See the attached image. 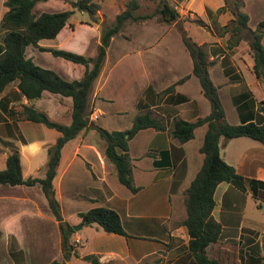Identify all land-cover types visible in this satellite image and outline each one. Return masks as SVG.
Instances as JSON below:
<instances>
[{"label":"crops","instance_id":"0c3cea01","mask_svg":"<svg viewBox=\"0 0 264 264\" xmlns=\"http://www.w3.org/2000/svg\"><path fill=\"white\" fill-rule=\"evenodd\" d=\"M4 1L0 0V20L7 9ZM58 1L37 2L34 12H47L45 7ZM239 2V10L248 16V27L255 29L264 19V0ZM226 3L181 0L177 10L189 16L179 27L175 26L179 20L167 24L153 14H143L149 16L126 21L122 30L111 37L88 96L89 115L96 114L97 118L89 119L85 128L65 142L52 184L64 221L81 225L79 213L108 207L119 214L127 235L107 233L95 224L81 225L71 236L79 256H71L67 264H91L82 259L87 254L96 255L100 264H197L182 224L186 217L183 193L202 164L200 146L207 125L197 126L192 138L182 143L170 134L169 127L174 117L188 121L205 117L210 113V104L192 73V58L180 32L187 33V28L196 26L210 35L211 39L194 41L207 53L208 74L217 87L227 122H240L234 103L237 95L249 91L256 102L264 98V86L252 70L248 41L243 37L231 49L226 48L230 34L223 33L220 26L233 18V10H223L217 19L214 15ZM194 19L209 28L196 25ZM69 22L54 39H48L51 44L41 40L38 45L82 54L64 39L85 28L95 35L98 49L97 28L84 22L71 28ZM261 43L264 49V35ZM28 47L33 52L39 50ZM27 48L26 55L38 64ZM61 59L51 61V69L61 78L82 77L84 65ZM171 86L173 89L167 91ZM179 95L187 100H180ZM22 105H31L51 120L69 124L72 99L44 91L40 98L29 101L19 92L16 80L0 92V169L5 167L13 145L19 151L23 177H43L48 148L60 133L18 115ZM144 111L160 119L164 129H141L128 140L133 183L139 187L131 192L117 179L114 165L104 154L105 141L95 126L123 131ZM219 149L223 160L243 175L246 189L241 191L228 182L216 186L212 215L220 223L221 233L207 247V254L226 264H264V201L253 197L251 184V179L264 181V146L248 137L226 141L221 137ZM256 191L261 196L264 185L256 184ZM61 258L59 223L41 185L1 184L0 264H49Z\"/></svg>","mask_w":264,"mask_h":264},{"label":"trees","instance_id":"16d2710c","mask_svg":"<svg viewBox=\"0 0 264 264\" xmlns=\"http://www.w3.org/2000/svg\"><path fill=\"white\" fill-rule=\"evenodd\" d=\"M46 0H5L7 8L0 20V92L7 84L17 81L19 92L29 101L40 98L44 91L69 96L72 99L71 121L62 124L51 120L48 115L31 105H22L18 115L24 119L43 124L60 133L55 143L48 148V159L43 177H23L19 151L12 145L6 157L5 167L0 169V185H41L49 208L59 223L61 236L62 258L52 260L49 264H67L71 256L79 254L75 243L71 240L74 233L73 225L64 221L59 203L55 197L52 179L59 163L61 148L69 139L75 137L80 130L89 124L88 96L91 87L101 70L106 48L111 37L119 33L126 21L147 18L149 15H135L138 7L136 0H131L127 7L118 13L111 24L100 33V42L95 56H87L73 51L43 47L38 42L54 39L59 31L69 22L75 10L94 15L99 9V0H72L70 8L36 14L34 6L37 2ZM233 18L228 24L220 26L223 33L228 32V49L236 45L241 38L248 41L249 53L253 58L252 70L255 77L264 86V49L261 38L264 35V19L260 20L255 29L248 27V16L239 10V0L233 1ZM224 7L219 8L223 11ZM162 20L167 23L179 18L178 11L163 1L157 8ZM199 22H202L199 20ZM203 23V22H202ZM244 31V36L241 32ZM182 42L192 58V73L200 83L202 92L210 104V113L194 121L174 117L169 127L170 134L179 142H186L193 136L194 129L202 124L207 125L200 152L203 155L202 164L184 191L183 203L186 217L182 224L188 234V249L197 264H226L221 258H212L207 254V247L215 243L221 233V225L212 215L215 205L214 192L220 182H228L237 189H246L245 179L234 166L223 160L220 155L219 140L224 141L236 137H248L264 146V98L258 102L249 91L237 95L234 99L240 122L231 124L224 117V110L218 96L217 87L212 83L208 74L207 53L203 45L197 44L185 32H181ZM36 46L40 51L50 52L55 57H61L73 63L85 66L81 78L64 80L55 71L36 64L26 55L28 46ZM173 86L167 91L172 90ZM180 100L187 98L179 95ZM256 106V109H255ZM100 137L105 141L104 154L114 165L117 179L131 192H136L132 177L131 158L128 154V140L139 130L154 128L164 129L160 119L151 111L137 114L131 126L123 131H108L95 126ZM253 197L264 201L256 191V184L264 185L263 180L251 179ZM81 225H97L107 233L126 236L119 214L108 207H94L79 213ZM264 245V242H263ZM91 264H100L94 254L82 256Z\"/></svg>","mask_w":264,"mask_h":264},{"label":"rangeland","instance_id":"374dc122","mask_svg":"<svg viewBox=\"0 0 264 264\" xmlns=\"http://www.w3.org/2000/svg\"><path fill=\"white\" fill-rule=\"evenodd\" d=\"M61 1L59 0L57 4L51 3L50 7H45V10L47 12H54V11H61L70 8L69 2L72 0H65ZM131 0H99L100 9L94 14L89 15L87 12H80L75 10L74 16L72 15L69 19V23L71 25V28H74L76 25H79V23H87L90 26H93L99 30V33L101 31L108 27L111 22L114 20V17L123 11L127 5L130 3ZM163 1H166L170 6L175 8L176 10L179 9V6L181 5V0H136L138 3V7L133 11L134 14H153L156 20H162L161 14L157 11V8L161 5ZM65 3V5L63 4ZM226 4L221 6L225 9H232L234 11L233 1L232 0H226ZM195 6L198 5V2L196 1L194 3ZM178 6V7H177ZM219 7V8H221ZM219 8L215 11V19H217L218 15L221 11H219ZM40 8L36 10L38 12ZM178 11V10H177ZM179 13V12H178ZM189 16V15H188ZM186 13L179 14V20L175 26L179 27L182 25V23L187 19ZM189 19V18H188ZM196 25H199L204 28L208 29L207 27H204V23L199 22L198 19L193 20ZM167 23V22H165ZM167 23V24H172ZM229 21H227L226 24H228ZM212 26L215 27V25L212 24ZM217 28V27H216ZM179 31V30H178ZM180 32V31H179ZM187 36L191 37L193 40H202V39H211L210 35L204 33L203 31L199 30L196 26H191L187 28ZM76 35L64 39V42L68 43L71 47L75 49L82 50V54L90 56L92 54L96 53L97 46H96V39L94 38L93 32L89 30H85V28H80L76 32ZM181 33V32H180ZM67 34V33H66ZM46 43L51 44V40H43ZM32 47H28V53L34 56V59L38 64H41L40 66L44 68H50L51 69V61L58 60L62 61L61 58L53 56L50 52L47 51H40L35 50V52L32 51ZM250 82V78L248 77ZM225 105H228L226 101H224Z\"/></svg>","mask_w":264,"mask_h":264},{"label":"built area","instance_id":"2783aa9c","mask_svg":"<svg viewBox=\"0 0 264 264\" xmlns=\"http://www.w3.org/2000/svg\"><path fill=\"white\" fill-rule=\"evenodd\" d=\"M95 118H97V115L96 114L91 113L89 115V119H95Z\"/></svg>","mask_w":264,"mask_h":264},{"label":"water","instance_id":"95a60500","mask_svg":"<svg viewBox=\"0 0 264 264\" xmlns=\"http://www.w3.org/2000/svg\"><path fill=\"white\" fill-rule=\"evenodd\" d=\"M81 227V225H73L74 230H78Z\"/></svg>","mask_w":264,"mask_h":264}]
</instances>
